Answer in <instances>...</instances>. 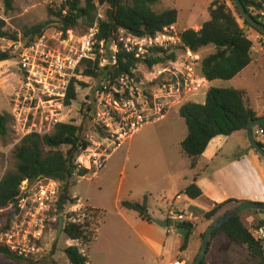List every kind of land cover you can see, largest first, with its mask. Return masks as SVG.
<instances>
[{
    "label": "built area",
    "instance_id": "obj_1",
    "mask_svg": "<svg viewBox=\"0 0 264 264\" xmlns=\"http://www.w3.org/2000/svg\"><path fill=\"white\" fill-rule=\"evenodd\" d=\"M246 1L250 3L252 14L264 23V0ZM39 2L52 11L57 21L68 15L69 0ZM103 7L109 5L103 3ZM105 15L102 7L97 8L93 23L82 35H77L73 29L63 31L51 24L31 36L29 41L0 36V53L14 58L19 77L17 86L9 95L10 115L18 142L29 134H50L57 124L68 123L65 111L69 104H65V100L81 67L85 69L88 63L98 61L96 70L108 69L114 73L121 53L136 61L130 75L121 74L114 79L135 82L136 90L130 87L126 99H113L110 105L113 113L102 109L92 115L94 137H85L88 144L80 149L75 159L77 168H86L89 174L103 169L110 154L129 134L160 120L172 106L182 104L189 94L206 86L204 76L197 70L198 56L184 45L176 24L164 26L152 36H138L119 28L107 41L98 38L99 22L105 19ZM147 60L156 61L148 65ZM138 65L146 69L144 78L136 75ZM106 78H99L96 98L105 93L109 95L111 90L118 92L109 87L113 83L112 75L108 74ZM148 98L152 106H149ZM113 115L126 124L125 131L105 130V126H111ZM252 136L264 150V124L255 126ZM60 191L61 184L47 177H37L33 182L22 181L14 203L0 209V246L41 260L51 243L56 241L59 216L64 220L63 235L67 222L78 223L85 217L87 205L80 199L59 207ZM8 209L12 210L11 216L5 214ZM196 217L193 211L170 206L164 218L168 222L167 232L177 231L178 224L190 223ZM253 236L264 239V227L254 229ZM160 264H183V261L176 259Z\"/></svg>",
    "mask_w": 264,
    "mask_h": 264
},
{
    "label": "trees",
    "instance_id": "obj_2",
    "mask_svg": "<svg viewBox=\"0 0 264 264\" xmlns=\"http://www.w3.org/2000/svg\"><path fill=\"white\" fill-rule=\"evenodd\" d=\"M99 1L107 3L110 7L105 13V19L99 22V39L108 41L119 28L138 36H152L161 31L164 26L177 22L178 12L175 8L155 10L154 7L158 0ZM241 1L247 12L259 21L258 17L252 14L250 3L246 0ZM2 2L6 9H11L13 0H2ZM232 5L234 10L224 0H211L208 7L209 19L202 24L201 28L198 30L185 28L180 34L184 45L194 53L209 45L214 47V52L205 56L199 63L201 74L208 81L229 80L251 62L252 41L246 36L235 13L242 19L244 25L248 23L233 2ZM96 12V0H69L68 15L59 18L56 23L63 31L75 30L80 25L85 29L93 23ZM47 13L48 16L53 14L50 9ZM49 22L46 20L24 29V36L39 34ZM251 28L264 38L261 32ZM2 35L0 21V36ZM8 59L7 54L0 53V62ZM155 61L147 60V64L151 65ZM97 64L98 61L88 63L83 71L84 75L106 80L107 75L110 74L112 82L121 74L130 75V70L137 65L134 59L122 53L119 55L118 67L114 73L108 69L96 70ZM74 82L69 87L65 104H70L76 99ZM178 112L187 128V135L181 141L180 148L188 158L191 169L196 167L212 138L245 131L248 123L257 117L250 106L245 90L236 88L210 87L206 91L204 103L187 101L180 105ZM11 123V115L0 111V137L7 135ZM98 132L103 135L101 130ZM87 144L84 127L72 123H59L50 134L42 136L29 134L23 137L12 149L13 167L0 178V209H6L14 203L22 181L33 182L37 177H47L61 184L59 207L68 201L73 202L78 199L69 193L70 179L74 174L78 177L89 174L88 169L77 168L75 164L77 154ZM261 159L264 161L263 158ZM183 192L192 199L202 195L195 182L185 187ZM239 203L240 201L230 199L214 204L209 211L203 214V218L200 215L198 219H204L207 228L214 219ZM120 206L136 212L143 220L152 221L147 211L146 197L142 202L122 200ZM256 211L264 213L263 210ZM84 212L85 217L81 222H67L64 227L65 238L80 244V246L70 245L63 249L69 264H88L87 254L81 251V247L88 246L94 240L104 214L100 209L90 206H87ZM5 214L11 216L12 210L8 209ZM198 219L177 225V229L183 233L181 251L188 247ZM263 225L264 219L258 221L254 229ZM204 232L197 235V241L200 243ZM219 237H223L224 240L220 241ZM214 240H219L220 245L224 246L220 249V255L228 253L233 247H242L247 251L251 260L264 264V239H256L253 236L252 231L242 221L241 213L229 219L212 233L206 254L200 264H205L206 256ZM0 255L16 262L26 261L28 264L37 262L31 257L13 253L2 246H0Z\"/></svg>",
    "mask_w": 264,
    "mask_h": 264
},
{
    "label": "crops",
    "instance_id": "obj_3",
    "mask_svg": "<svg viewBox=\"0 0 264 264\" xmlns=\"http://www.w3.org/2000/svg\"><path fill=\"white\" fill-rule=\"evenodd\" d=\"M210 2L211 0H205L203 8L199 11L192 6L194 8L188 9L185 17H181L180 7L176 0H158L155 7L157 5L161 7L160 9L154 8L158 11L175 8L178 12L175 24L180 31L185 28L198 30L209 19ZM240 25L252 41L251 64L260 58L264 38H260V34L251 27L241 23ZM206 47L209 49L203 52ZM206 47L195 52L198 56V66L205 56L214 52L212 45ZM256 52L259 54L257 58H254ZM198 66L197 70L201 72ZM137 69L141 68L137 67ZM205 82V88L195 93L200 92L199 95L203 96V100L199 103H204L206 91L213 86L215 80L208 81L205 78ZM178 111L179 108L176 113H169L168 110L163 118L148 124L151 126L150 129L136 139L134 138L141 128L129 134L110 154L103 169L80 177H98L108 171L112 162L118 164L122 162V171H125L126 163H129L130 184L126 189L128 194L124 197L136 202H142L146 197L147 211L152 218L149 222L141 219L136 212L122 208L121 198L116 199L114 206L107 207L90 196L71 194L87 206L104 212L94 240L86 247V251L81 249L84 254H87L88 264H160L180 257L183 264H189L188 254L192 251L191 245L194 246L197 243V235L202 231H197L196 227L189 242L190 247L181 251L183 233L179 229L168 233L166 226L162 227L155 223V220H165L166 209L174 206L181 211H193L198 219L200 214L203 215L209 211L214 204L230 199L240 202H264V161L249 147L246 130L212 138L196 167L191 169L188 158L180 148L181 141L187 135V128ZM255 113L257 117L264 116V112L255 111ZM157 136L164 139L163 155L161 159L153 160L150 157V151ZM246 148L249 150L244 155H240ZM193 182L202 192V195L195 199L183 192L185 187ZM68 241L67 246H80L76 241ZM220 256L224 257L223 254Z\"/></svg>",
    "mask_w": 264,
    "mask_h": 264
},
{
    "label": "rangeland",
    "instance_id": "obj_4",
    "mask_svg": "<svg viewBox=\"0 0 264 264\" xmlns=\"http://www.w3.org/2000/svg\"><path fill=\"white\" fill-rule=\"evenodd\" d=\"M180 7L181 17H185L188 14V9L196 7V11L203 8L205 0H176ZM227 5L234 10L231 0H224ZM97 8L102 7L104 13L108 11L110 7H103V3L96 0ZM194 6V7H192ZM160 5L156 6V9H160ZM48 8L41 4L39 0H13L11 9H6L3 5L2 0H0V21H1V31L3 33L2 37L5 39L17 40L22 39L24 41H29L32 39L31 36H24V29L39 24L43 21H50L47 25H57V19L53 14L48 16ZM238 21L243 24L242 19L238 17L235 13ZM58 26V25H57ZM246 26V25H244ZM88 29L83 26L75 28L74 32L77 35H82ZM179 29V28H178ZM263 50H261L260 58H257V54L254 53V60L249 66H247L241 73L229 80H215L212 87H234L244 89L249 97V101L253 109L257 113L264 112V42L262 43ZM209 48H204L203 52ZM140 70L136 71L138 78H144V73L146 71L145 67L138 65ZM84 67H81L77 72V78L75 79V90L76 99L71 101V103L66 108V121L68 123L82 125L84 127V136L90 138L94 137V128L92 127V115L96 110H108L106 112L113 113L112 100H118L120 98L126 99L128 96L129 88L132 87L136 90V83L129 82V80L116 79L113 83L109 84V87L116 88L118 92L110 91L109 95L104 94L103 97L96 98L97 84L100 80L99 78H91L84 75ZM18 73L16 69V64L13 57H9L8 60L0 62V111L3 113L10 114V104L9 95L13 89L18 84ZM147 92H150L148 90ZM200 93V92H199ZM198 94H189L183 102L187 100H192L199 103L203 100V96ZM149 99V106L152 103ZM100 102L99 109L97 108ZM140 106V105H139ZM178 105H174L169 109V113H176L179 108ZM13 123L9 125V130L6 136L0 137V178L9 169L13 167L12 159V149L14 145L18 142V135L13 129ZM150 125L145 124L141 126L140 130L137 132L136 137L141 136L144 132L150 129ZM105 130L117 129L125 131L127 126L122 122L118 116L113 115L111 126H105ZM164 145V139L159 136L156 137L151 151L150 157L153 160H159L162 158V147ZM115 157V155H114ZM76 159V158H75ZM122 163V162H121ZM117 162H112L108 171L104 174H100L98 177L94 178H80L77 175H73L70 179L69 193L76 194L79 196H90L94 200L101 202L104 206L112 207L115 205L116 199L121 198L122 200H127L126 196L128 193L126 189L130 184V177L128 175L130 164L126 163L125 171H122V164ZM160 173V172H159ZM134 195V193H133ZM132 196V195H129ZM135 196V195H134ZM201 215V214H200ZM203 215H201L202 217ZM203 218V217H202ZM198 219L196 224L197 231H205L206 223L204 219ZM241 218L244 224L249 230L254 231V226L258 221L264 219V213L258 212L256 210H245L241 213ZM264 227V225H263ZM56 235V233H55ZM220 241H223V237H219ZM219 240H214L210 247V250L206 256L205 264H259L249 258L247 251L242 247H233L228 253H224V257L220 256V249L224 246L220 245ZM69 241L65 238L63 234L59 236L56 241L51 243V246L43 254L44 257L32 264H69L66 257L62 254L63 248L67 247ZM192 246V251L189 255V264H192L194 258L196 257L201 243H197ZM87 246H83L82 249L86 251ZM190 245L188 246V248ZM225 252V251H224ZM223 257V258H222ZM0 264H28V262H16L4 258L0 255Z\"/></svg>",
    "mask_w": 264,
    "mask_h": 264
},
{
    "label": "water",
    "instance_id": "obj_5",
    "mask_svg": "<svg viewBox=\"0 0 264 264\" xmlns=\"http://www.w3.org/2000/svg\"><path fill=\"white\" fill-rule=\"evenodd\" d=\"M234 5L239 10L240 14L243 16V18L247 21L248 25L247 27L251 26L261 32L264 35V23H261L254 19V17L247 12L245 9V6L243 5V2L241 0H232ZM260 124H264V116L262 117H256L255 119L251 120L247 127H246V136L247 141L249 144V147L252 148L261 158L264 159V150L261 148V146L254 140L252 136V129ZM249 148H246L240 155H244ZM245 210H263L264 211V202H253V201H242L239 204L235 205L233 208L229 209L227 212L223 213L222 215L218 216L216 219H214L205 229L200 249L194 258L192 264H200L203 260L207 248L209 246V241L212 233L216 231L218 228H220L223 224H225L229 219L232 217H235L242 213ZM58 224L56 229V239L59 238V236L62 234L63 231V217H58ZM155 223L165 227L168 225V222L166 220H155ZM192 226V224H190Z\"/></svg>",
    "mask_w": 264,
    "mask_h": 264
}]
</instances>
